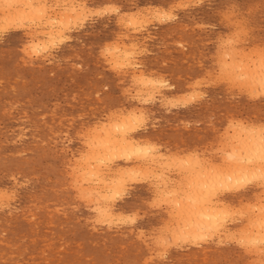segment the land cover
<instances>
[{
    "label": "rangeland",
    "instance_id": "1",
    "mask_svg": "<svg viewBox=\"0 0 264 264\" xmlns=\"http://www.w3.org/2000/svg\"><path fill=\"white\" fill-rule=\"evenodd\" d=\"M45 1H46L45 7H46L47 15L45 14V16L42 17L41 21L37 20L38 21L37 22L35 20L36 22L33 21L34 23L32 21L31 22L25 21L24 23L20 25L21 27L22 25H24L22 28L21 27L18 29L12 28L10 30L7 29L5 32L3 31L5 30L4 27H2L4 25L0 22V26H1L0 27V167H1L0 168V188H1L0 189V194H1L0 195V242H1L0 243V264H264V255L262 254L264 250L263 248L264 244L263 242L258 243L260 241L258 237L263 238V236L261 235H260L261 237L257 236L259 232L260 234L264 233L263 231L264 228L263 229L259 228L260 226H262L260 222L264 220V210H263L264 209V206H263L264 189L263 187L254 186L255 185L254 181L253 182L251 181V185H249V183L246 184L243 191L238 194L229 193V192L226 193L225 191H222V192L216 191L218 193L215 194L214 196L217 199L220 198L218 200H221V203L224 201L223 207H226L227 210L219 206L220 209H223V212L225 213L226 212L230 213V214L227 213L228 216H230L228 219H227L228 217L227 214L224 213L225 215H223V217H225L224 218V221L226 220L225 222L220 220L221 221L220 223V221H217L218 224H222V222L224 223L221 225V227L219 225L218 233H216V230H211V231H208L207 233L201 229L200 233L202 231L203 233L201 234H204V235L206 234V237L205 236L203 237L202 235L200 237L202 239L195 237L197 239L195 240L196 242L193 240V242L186 243L184 242L186 239L184 238V236H183L184 241L182 239L177 240L179 238V236H177V231L179 234H181L180 232L182 230L184 231L189 227L188 224H184L185 217H188V215H186L188 213L185 214V211L188 212V210L187 209L185 210V207H186L185 205L187 203L184 202L186 199L183 198V197H186L185 195L186 192L187 193L189 192L190 188L188 187V182L189 180L193 178L192 175H194L195 173V171H192L191 173H189L190 168L187 170L186 168L188 166L183 165V164L188 163L187 160L189 159V156L191 157L192 160L195 157L199 159L198 160L199 162L195 160L196 158L194 159V162H192L194 163V166L196 167V172L198 170V167H201L202 169L205 167V170L208 171V168L210 167L211 164L212 165L214 164L215 166H220V168L223 165L222 167L226 168L227 167L226 165L227 164L229 165V162L227 163L226 161L228 160L227 159L229 155L228 153L232 152L231 149L233 150V148L235 147L234 148V152H235L236 148L239 149V144L241 141H243V143L241 144H244V142L246 143V141H250L251 137H249L247 130L252 129L254 131V130L260 129V131H264L263 130L264 128V125H263L264 124V90L253 89L255 90L254 92L252 89L250 90L249 87L247 86L245 87L244 85L245 83L242 84L244 79L243 78L241 79L240 77L235 76V73L236 75L239 73L238 70H233L234 72V75H233V72L230 71V68H229V64L231 63L230 61L231 54H232L231 56L233 57L237 55L239 56L240 52L241 53L245 52L246 55H248L247 57L249 56L252 57L251 59H255L256 54L257 55L264 54V0H252V1L251 0H246V1L245 0H228V1L227 0H209V1L200 0L201 2L199 0H191V1L189 0H166V2L164 0H134V1L133 0L132 1L131 0H75V1L73 0L74 2L72 0H64V1L45 0ZM67 3H68V6H67ZM71 4L75 5V7L72 6ZM81 4L83 8L78 9V6L79 8L82 7ZM173 4L174 5L176 4L177 6L175 5L174 7ZM70 5L72 8H77V10L79 11L83 9L81 18L76 19L77 22L79 21L80 22L78 24L76 21H74V22H71L70 25H67V27H64V29L66 30L63 29V33L60 36L62 39L60 37L55 38L54 40L56 41L52 42L51 45L53 46L51 47V45L49 44L51 42H49V40L47 41L48 38H46L45 36L43 37V35L41 34L44 31H49L52 29L53 31H55V29L57 28L50 29V27L46 24V17L49 16L50 13L52 12L53 13L51 15L58 14L64 10L68 11V8H70ZM256 5L257 7H255ZM149 6L150 7L153 6L154 8H150ZM98 7L99 8L101 7V8L99 9ZM106 7L110 11L113 9V11L109 13L108 10H106L107 9ZM113 7L116 9H114ZM225 8L226 10H224ZM104 9L106 12L104 11ZM100 10H101V13H100ZM96 11L98 14L96 13ZM167 11L169 12L168 14H167ZM232 11H233V14H232ZM89 12L92 16L89 14ZM104 12L105 14H103ZM138 12L140 13V15ZM154 12H157L160 15L158 14L159 15L158 16ZM164 12L166 13V15ZM185 12H187V14ZM86 14H88V16ZM150 14H152L153 16ZM162 14L164 15L162 16ZM156 15L158 16V18L156 17ZM141 16H144V18L143 19L140 18ZM173 16H175L176 18ZM130 17H133L131 20L134 19L133 24L135 23V21H137L136 25L140 20L142 22V23L139 22L141 23V25L138 23L139 26L137 25L138 27H135L137 33L134 27H132L133 25L132 26L130 25L132 24V22H129L131 21ZM84 18L86 20H84ZM151 19H154V20L152 21ZM172 19L174 20V22ZM183 19L186 21H184ZM225 19L226 20L228 19V21H226ZM159 20L160 21L162 20V21L160 22ZM155 21H157L158 23H156ZM73 23L75 25L72 26ZM37 25L38 27L36 28ZM45 25H46V28H45ZM92 25L94 26L92 27ZM68 26L69 27L72 26V27L69 28ZM128 26H131L132 29L131 27H128ZM238 26H239V29H238ZM191 27H194V28H191ZM2 28L3 30H1ZM237 30H239L240 32L238 33ZM31 31H32V34L29 33ZM38 32L40 35L38 34ZM244 32H246L245 35L243 34ZM236 35L237 37H235ZM64 36H67V37H64ZM235 39H237V41ZM43 40L47 41L45 43H46V46H48V49L45 50L44 48L42 49L40 47L43 51L42 53L41 49L35 47L38 54H34V52L32 51H35V49L33 46H30L31 43L32 44L37 43V42L40 43ZM57 40L58 41L60 40V41L57 42ZM226 40H227V43H226ZM231 40H232V43L234 44L231 43ZM213 41L215 44L213 43ZM234 41L236 42V44ZM222 43H224L225 45H223ZM119 45L121 46L119 47ZM105 46L108 49H106ZM125 46L127 47V50L130 51L129 52L130 54L124 60L123 59L124 57L121 56L120 58L119 56L120 51L116 50V52H113V48L114 50L115 49L120 50V49H123ZM226 46H231L232 48L226 47ZM223 48L226 49L228 53ZM234 48L236 49L235 51H233ZM108 50L111 51L110 52L111 54L114 53L113 54L114 57H112L111 54L108 53L109 52ZM251 50L254 53L256 52H259V53H256V54H254L253 52L251 53ZM236 51L239 53H236ZM24 52L27 54H25ZM29 52L31 55H28ZM223 53L226 55L222 56ZM235 53L236 55H234ZM241 53H240V56L243 55V53L242 54ZM44 54H45V57H44ZM232 57H231V60H232ZM128 58L130 62L128 61ZM221 58L224 60H222ZM112 59H115V60L119 59L120 61L118 60L117 62L118 63L121 62L123 64L122 65L120 63L122 67L120 68L117 65L116 61ZM225 59H226V62H228V66H221L222 64L223 65L226 64ZM220 60H221V63H219ZM108 61H111V62H108ZM223 61L225 62V64ZM127 62H129V64ZM108 63L110 65H108ZM114 64L116 65V67L117 66L118 67L115 68ZM124 65L126 69L123 68ZM130 66H133V67L130 68ZM206 69L208 71H206ZM224 70H225V73L227 72L226 74L223 73ZM228 73L230 75H228ZM139 75L142 76L144 79L142 77L140 78ZM166 75H169V76H166ZM232 75L234 78L232 77ZM217 76H220V78ZM135 77L138 78V82ZM148 77L150 78L151 81L155 79L154 82L156 85H153L154 84L153 83L151 86V83L147 82ZM216 77L218 80L216 79ZM228 77H231V79L233 78L232 80H236V81L232 82V80ZM238 78H240L241 80L238 81ZM229 79L230 81H228ZM143 80H145V82ZM212 80L213 81L216 80V81L213 82ZM220 80L221 82L219 83ZM140 82L145 83V85L147 82L148 83L146 85L147 88L145 85H143ZM156 82L157 83L159 82L162 85L158 84L157 86ZM238 82H240V84L242 85H239ZM239 86L241 88L237 89ZM152 87L153 88L155 87L156 89L155 88L153 89ZM154 90L155 92H153ZM148 91H149V94H148ZM195 91H196V94H195ZM250 92L252 93L254 92L255 94L254 93L252 94ZM191 93H193L194 95ZM149 95H150L151 100L146 99L147 97H149ZM190 95H192L193 98ZM189 98L191 101L189 100ZM142 99L144 100L143 103H142ZM192 99L195 101H193ZM55 106L57 107V109ZM132 112L136 113L137 115H140V113L143 114V116H140V119H142L144 122V123L138 122V124L139 123L140 124L139 125L137 124V128L138 127L139 128L134 133V136H132L133 139L137 141L140 140L141 143L145 145H151L152 147H155V149L152 150L151 152L152 154L149 155L148 159L146 158L147 160L145 159V161H142L141 163H130L129 164V163H123V162H114L112 164H109V163L104 162L105 163L104 165V163L99 162V163H102V164H99L100 165L99 170L102 171V172L100 171L101 174L103 175L102 177L103 178L105 177L104 178L105 180L106 179L109 180V177L110 178L112 177L110 176L112 175V172L116 171V169L118 170L119 167L120 169L121 168L126 169L127 168L126 166L128 165L140 164L142 172L145 173L144 171L146 170L145 167L147 168L148 165L150 164L151 167L149 165V167L147 168L148 173H145V175H143L144 178H146L147 177L146 175H148L147 177L148 179L147 178L144 179L143 177L141 178L134 177L135 180L136 179L137 180L140 179V180H138L139 182H137V180L136 181L134 180L135 182H132L129 178H124V182L126 183L124 184V186L127 188L126 189L123 186L124 195L121 192L119 197H116L111 201H109L110 199L109 200L107 199L106 202L102 201L104 202L102 204H106V207L108 206L107 207L108 214H111V216L108 218L109 215L108 216L101 215L100 217L99 216L100 214L97 212V209H96L97 203H99L100 200L97 202L95 201L97 200L98 196L95 197L91 195L92 197H90L88 195L91 201L89 197L86 196L87 190H89L91 186L92 187L96 186V184L93 186V183L95 181L90 182V180H87L86 179L87 176H85L86 174L85 172H83V171H86V169L84 168L85 165L83 164L84 157H85L84 154L87 155V153L91 152L90 150L92 148L91 141L93 140V136L96 132L100 130L99 132H101L100 134H102L101 128L108 127L109 126L108 124H111L112 122H114V120L116 121L118 118H120L121 114L123 116V115H126L127 113H132ZM110 118L112 121L110 120ZM238 120L240 123L238 122ZM104 122L107 126L104 124ZM103 124L105 126H103ZM231 124L233 125L231 126ZM234 124L236 126L237 124H239L237 126L238 128L235 127ZM95 125H98V126L95 127ZM82 126L84 127L82 128ZM227 127H228V130H227ZM242 127L246 128V130L242 131L241 130ZM229 128H231V130ZM94 129L96 130V132ZM232 129L235 132L232 131ZM224 131L225 132L227 131V134ZM83 132L86 134H84ZM240 133L242 134L240 135ZM231 134L232 135L234 134L235 136L237 134L236 137L241 136L240 138L242 139L239 142L238 138H236L234 135L231 136ZM245 134L246 136L249 137L248 140H246L248 137L247 138L244 137ZM226 135H228L229 137L227 136L226 138ZM252 135H254V133H252ZM61 139L62 141H60ZM66 139L68 140L66 141ZM233 139L235 140L237 139L238 142L235 140H234L235 142H233ZM228 141H230V143ZM220 142L221 144H219ZM233 143H235L236 145L239 143L237 145L238 147H236V145ZM221 147L222 148L224 147V150H222ZM226 147H228V149ZM77 150H79L80 152ZM218 150L220 151V153H217ZM226 150H227V153H226ZM222 151L225 152L226 154L225 153L223 154ZM177 152L178 154H176ZM154 155L156 157L158 155L162 157L164 156L163 158L161 157L163 160L158 159L156 161L157 165L152 164L153 162H150V156L154 157ZM80 156L83 157L82 159L83 162H81ZM172 156L174 157L173 160H175L176 157H178V159L180 160L182 157V160H184L182 162L183 164H181V160L179 161L178 159L176 160L177 162L175 161L176 163V164L174 163L175 165L171 163ZM186 156L188 159L185 158ZM212 157L215 160H213ZM77 159H78V162H77ZM208 159L211 161H209ZM224 160H225V163H224ZM166 162H167V165H165L166 167L171 165L173 167L175 166L176 169H174L173 167H168V169L164 167L163 164L164 163L166 164ZM158 163H160V165L162 164L161 167L159 166ZM179 163L181 164L183 168L180 166ZM189 163H191L190 159H189ZM195 163H197V165H195ZM178 164H179L178 168L181 167L183 171L186 170L189 172L184 173L181 170V168H180L181 170L180 171L177 168ZM199 165H202V166H199ZM184 167L186 168L184 169ZM71 168H73L75 171L76 170L78 171L75 172ZM149 168L150 169L152 168V169L149 170ZM153 168L155 169L158 168V170L156 171ZM162 168L165 169V171ZM220 168L218 167V169ZM150 172H152V174ZM81 173H84V174L80 175L79 177L78 174H81ZM158 173L160 176L157 175ZM160 173H162V175ZM158 176L159 178H157ZM186 176H187V179L184 180ZM152 177H155V178H152ZM161 178L163 179L161 180ZM75 180L77 183H75ZM83 180H86L87 183H83ZM131 182H132V185H131ZM152 182L154 183L153 186H152ZM175 183L176 185L178 184L181 185L182 183L185 185L187 183L186 186L188 187L187 188L188 191L186 190L184 192L185 194H181V195L179 194L176 195L175 193L170 195L173 191L172 187L176 186ZM89 184L91 186H89ZM156 185L158 187H156ZM159 185L161 187H159ZM74 186H76V189L78 191L80 188L82 187L83 188L80 189V191L78 192ZM79 186L81 187L79 188ZM85 186H86V189H85ZM72 187H74V189ZM129 188L131 191L129 190ZM159 188H161L163 192L160 191L161 189ZM81 190H83L85 195H83L84 193H82ZM99 190L101 192L104 191L103 189H99ZM166 190L169 192L167 193ZM165 193L168 196H166ZM121 195H122V198H121ZM159 195H162L161 197L162 200L160 199ZM1 196L5 197V199L2 200L1 198L3 197ZM172 196H174L175 198ZM93 197L94 199H92ZM215 197L214 198L210 197L212 198V202L217 201ZM81 198H83L82 199L83 201L81 200ZM164 198H166V200L167 199L169 200L171 199V200L168 202V200L166 201L164 200ZM156 199L158 200L156 201ZM176 199L180 200V202L183 201L182 202L183 204L182 203L181 204L184 208L180 205V203L179 204L174 203ZM171 201L173 202L174 205L173 204L171 205L172 203ZM148 202H151V203H148ZM164 202H167V203L164 204ZM219 203L216 202V205L221 204ZM69 204L72 208L69 206ZM175 204L180 205L179 207L181 208L178 207L180 211L178 208H177L178 210L176 209L177 206ZM259 204L260 206L262 204V207H259ZM153 205H155V207ZM248 206H250V208H248ZM257 207L259 208L257 209ZM90 208L93 210H91ZM252 208L256 210L251 211ZM259 209L262 210L263 212H258L260 211ZM241 210H243V212ZM144 211L147 213H145ZM175 211L177 212L179 211L178 212L179 215L180 213L182 215V212L184 211L182 218ZM244 211H247V212H244ZM260 213L263 215L261 216ZM173 214H177V217H175L176 215H174L173 217ZM232 214L233 215L235 214V216H232L231 218ZM242 214L245 215V217ZM249 214H251V216ZM93 215L94 217H92ZM125 216L128 218L127 220ZM256 216L262 217L263 219L261 218L259 219V217L257 218ZM25 217L28 219H25ZM105 217L107 218L105 219ZM118 217L120 218V220H118L119 219ZM234 217L235 218L237 217V219H235ZM112 218H114L115 220ZM130 218H134L135 220L132 219L131 221H129ZM220 218L221 217H219V219ZM95 219L98 221V224L96 223ZM102 219H103L102 222L99 221ZM254 219H257V221L255 222L256 224L253 221ZM250 220L251 222H249ZM85 221L88 223H86ZM109 221L110 223H108ZM121 221H123V223H121ZM234 222H237V223H234ZM131 223L133 224L135 223V224L133 225ZM251 223L255 224V228L257 225V228L255 229L254 227H252ZM262 223L264 224V222ZM180 225L181 227L178 228V226ZM182 225L185 227V229H183L184 227ZM244 226L246 227V229H244L245 228ZM168 228L169 229L173 228L172 229L173 231H171V229L169 230ZM241 228L243 229V231ZM258 228L259 230L261 229V231L258 232L257 231ZM139 230L143 232H140ZM247 230H250L251 232H247ZM175 231H176V235L175 234L172 235V233H174ZM210 232H213V233H210ZM186 233H182V234L186 236ZM198 233L199 232L196 233L197 236L199 235ZM243 233L244 234L248 233L247 235L249 238L247 237V235H243ZM249 233L252 234V236ZM209 234L210 235L213 234L215 236H213V238L210 239V237L212 236H209ZM225 234H228V235L225 236ZM234 235L235 237L233 238ZM35 236L36 237L38 236L36 240L34 238ZM175 237L177 238L175 239V241L179 242V244L175 243L174 241ZM220 237H221V240H220ZM230 237L232 240L230 239ZM239 237H241V239H243V237H247L249 241L245 238L243 240H240ZM253 237L254 239L256 238L258 239V240H253L255 241V243L252 240H250V238H253ZM166 238H168L169 240L167 239L166 241ZM204 238L206 239L204 240ZM202 240L203 242H201ZM234 240H237L238 243H236L237 241L234 242ZM188 241H190V239ZM250 241L252 243H249ZM181 242H183L184 244ZM243 242L244 244H242ZM220 243L221 245H219ZM168 244H169V247L167 246ZM239 244L241 245L239 246ZM247 244L249 246H247ZM253 244L256 246L255 248ZM19 245L22 247H20ZM163 246H165V248ZM248 249H250L251 251H249ZM252 249H253V252H252ZM255 249H257V251L258 250L260 251V249H262V251L260 252L261 254L258 255L259 251L258 253H256ZM58 250L60 251L57 252ZM67 251H69L70 253Z\"/></svg>",
    "mask_w": 264,
    "mask_h": 264
},
{
    "label": "bare ground",
    "instance_id": "2",
    "mask_svg": "<svg viewBox=\"0 0 264 264\" xmlns=\"http://www.w3.org/2000/svg\"><path fill=\"white\" fill-rule=\"evenodd\" d=\"M58 1V0H57ZM62 1H64V0H62ZM73 1V0H72ZM75 1V0H74ZM73 1V2H74ZM132 1V0H131ZM134 1V0H133ZM165 2H166V0H164ZM189 1H191V0H189ZM200 1V0H199ZM209 1V0H208ZM228 1V0H227ZM246 1V0H245ZM252 1V0H251ZM54 2V1H53ZM69 2V1H68ZM82 2V1H81ZM130 2V1H129ZM140 2V1H139ZM170 2V1H169ZM172 2V1H171ZM201 2V1H200ZM224 2V1H223ZM46 1L45 0H0V22L4 25V26H2V27H4V29L5 30H3V28L1 29V30H3L4 32L7 30V29H12V28H16V29H18V28H20L21 26V24L22 23H24L25 21H37V20H40L41 21V19H42V17H44L45 16V14H46ZM57 3V2H56ZM83 3H84V1H83ZM179 3H181V2H179ZM189 3V2H188ZM219 3V2H218ZM226 3V2H225ZM229 3V2H228ZM244 3V2H243ZM51 4V3H50ZM70 4V3H69ZM86 4V3H85ZM92 4V3H91ZM216 4V3H215ZM52 5V4H51ZM58 5V4H57ZM60 5V4H59ZM72 5V4H71ZM71 5H70V8H68V11H62V12H60V13H58V14H54V15H51L52 13H50V15L49 16H47L46 17V24L50 27V29L51 28H57V29H55V31H53V29L52 30H49V31H44L41 35H43V37L45 36L46 38H48L47 39V41L49 40V42H51V43H49L50 45L52 44V42L54 41H56V40H54L55 38H57V37H60L61 35H62V33H63V29H64V27H67V25H70V23L71 22H74V21H76V19H80L81 18V16H82V10H77V8H72L71 7ZM80 5V4H79ZM151 5V4H150ZM168 5H170V4H168ZM174 5V4H173ZM176 5V4H175ZM175 5H174V7H175ZM192 5V4H191ZM211 5H213V4H211ZM220 5V4H219ZM253 5V4H252ZM50 6V5H49ZM67 6H68V3H67ZM72 6H74L75 7V5H72ZM76 6H77V4H76ZM81 6H82V4H81ZM109 6V5H108ZM107 6V7H108ZM117 6V5H116ZM137 6V5H136ZM135 6V7H136ZM177 6V5H176ZM195 6H196V4H195ZM202 6H203V4H202ZM217 6V5H216ZM229 6V5H228ZM86 7V6H85ZM106 7V8H107ZM150 7V6H149ZM166 7V6H165ZM170 7V6H169ZM187 7V6H186ZM198 7H199V5H198ZM255 7H257V5L255 6ZM52 8V7H51ZM81 8H83V6L82 7H80L79 8V6H78V9H81ZM94 8V7H93ZM99 8V7H98ZM101 8V7H100ZM99 8V9H100ZM111 8V7H110ZM114 8V7H113ZM150 8H154L153 6L152 7H150ZM161 8V7H160ZM190 8V7H189ZM188 8V9H189ZM203 8H204V6H203ZM220 8V7H219ZM48 9V8H47ZM50 9V8H49ZM55 9V8H54ZM58 9V8H57ZM114 9H116V8H114ZM120 9V8H119ZM129 9V8H128ZM168 9V8H167ZM178 9V8H177ZM218 9V8H217ZM238 9V8H237ZM51 10V9H50ZM53 10V9H52ZM60 10H61V8H60ZM86 10V9H85ZM93 10V9H92ZM95 10V9H94ZM97 10V9H96ZM106 10H108V8L106 9ZM118 10V9H117ZM146 10V9H145ZM224 10H226V8L224 9ZM249 10V9H248ZM255 10V9H254ZM88 11H89V9H88ZM104 11H105V9H104ZM111 11H113V9L111 10ZM111 11L110 10H108V12L109 13H111ZM115 11V10H114ZM149 11H150V9H149ZM154 11V10H153ZM158 11V10H157ZM173 11V10H172ZM187 11V10H186ZM199 11V10H198ZM215 11V10H214ZM217 11V10H216ZM222 11V10H221ZM237 11V10H236ZM47 12H48V10H47ZM50 12V11H49ZM55 12V11H54ZM58 12V11H57ZM91 12H93V11H91ZM98 12H99V10H98ZM102 12H103V10H102ZM106 12V11H105ZM105 12L103 13V14H105ZM116 12V11H115ZM118 12V11H117ZM146 12V11H145ZM160 12V11H159ZM171 12V11H170ZM183 12V11H182ZM196 12V11H195ZM202 12V11H201ZM96 13H97V11H96ZM100 13H101V10H100ZM114 13V12H113ZM112 13V14H113ZM124 13V12H123ZM137 13V12H136ZM139 13V12H138ZM154 13H156L157 15L159 14V13H157V12H154ZM153 13V14H154ZM165 13V12H164ZM169 12L167 11V14H168ZM186 14H187V12H185ZM218 13V12H217ZM229 13H231V12H229ZM237 13V12H236ZM235 13V14H236ZM85 14V13H84ZM89 14H90V12H89ZM95 14V13H94ZM93 14V15H94ZM98 14V13H97ZM148 14V13H147ZM181 14V13H180ZM179 14V15H180ZM223 14V13H222ZM232 14H233V11H232ZM246 14V13H245ZM47 15V14H46ZM87 16H88V14H86ZM91 15V14H90ZM89 15V16H90ZM101 15V14H100ZM139 15H140V13H139ZM143 15V14H142ZM150 15H152V14H150ZM150 15H149V17H150ZM156 15V17L158 18V16L160 15H158L157 16ZM164 14H162V16H163ZM165 15H166V13H165ZM170 15V14H169ZM182 15V14H181ZM226 15V14H225ZM229 15V14H228ZM231 15V14H230ZM92 16V15H91ZM109 16V15H108ZM117 16V15H116ZM122 16H123V14H122ZM125 16V15H124ZM132 16V15H131ZM153 16V15H152ZM161 16V17H162ZM172 16V15H171ZM171 16H169V17H171ZM214 16V15H213ZM84 17V16H83ZM86 17V16H85ZM97 17V16H96ZM126 17H128V16H126ZM148 17V16H147ZM173 17H175V16H173ZM180 17V16H179ZM201 17V16H200ZM209 17V16H208ZM230 17V16H229ZM234 17V16H233ZM263 17V16H262ZM109 18H111V17H109ZM133 17H130V20L132 19ZM140 18H144V16H141ZM154 18V17H153ZM164 18V17H163ZM168 18V17H167ZM176 18V17H175ZM240 18H242V17H240ZM119 19V18H118ZM120 19H121V17H120ZM179 19V18H178ZM188 19V18H187ZM192 19V18H191ZM209 19V18H208ZM223 19V18H222ZM84 20H86L85 18H84ZM96 20V19H95ZM123 20V19H122ZM124 20H126V19H124ZM134 20V19H133ZM133 20H131V21H129V22H132V24H130L132 27H134V29H135V27H138L139 25H138V23L139 22H141V20L137 23V25H136V22L137 21H135V23L133 24ZM137 20V19H136ZM146 20V19H145ZM148 20V19H147ZM152 21L154 20V19H151ZM158 20V19H157ZM164 20V19H163ZM173 20V19H172ZM184 20V19H183ZM206 20V19H205ZM211 20V19H210ZM226 20V19H225ZM35 21V22H36ZM44 21V20H43ZM111 21V20H110ZM149 21V20H148ZM160 21V20H159ZM162 21V20H161ZM160 21V22H161ZM184 21H186V20H184ZM193 21V20H192ZM191 21V22H192ZM201 21V20H200ZM207 21H209V20H207ZM215 21V20H214ZM226 21H228V19L226 20ZM233 21H234V19H233ZM38 22V21H37ZM77 22V21H76ZM80 22V21H79ZM79 22H77L78 24H79ZM81 22H83V21H81ZM87 22H89V21H87ZM91 22V21H90ZM118 22V21H117ZM120 22V21H119ZM123 22V21H122ZM151 22V21H150ZM156 23H158L157 21H155ZM169 22V21H168ZM173 22H174V20H173ZM183 22V21H182ZM181 22V23H182ZM231 22V21H230ZM261 22V21H260ZM34 23V22H33ZM45 23V22H44ZM69 23V24H68ZM125 23V22H124ZM142 23V22H141ZM141 23H139L140 25H141ZM163 23V22H162ZM91 24V23H90ZM122 24V23H121ZM120 24V25H121ZM147 24V23H146ZM197 24V23H196ZM216 24V23H215ZM235 24V23H234ZM31 25V24H30ZM73 25H75L74 23L72 24V26ZM134 25H136V26H134ZM143 25V24H142ZM157 25H159V24H157ZM172 25V24H171ZM186 25V24H185ZM230 25V24H229ZM232 25V24H231ZM245 25V24H244ZM262 25V24H261ZM24 25H22V27H23ZM41 26V25H40ZM40 26H39V28H40ZM71 26V27H72ZM82 26V25H81ZM94 25H92V27H93ZM109 26V25H108ZM118 26V25H117ZM116 26V27H117ZM124 26V25H123ZM131 26H128V27H131ZM162 26V25H161ZM175 26V25H174ZM191 26H192V24H191ZM217 26V25H216ZM235 26V25H234ZM237 26V25H236ZM1 27V26H0ZM21 27V28H22ZM33 27V26H32ZM35 27V26H34ZM38 27V25L36 26V28ZM43 27V26H42ZM69 27V26H68ZM71 27H69V28H71ZM75 27V26H74ZM132 27H131V29H132ZM183 27V26H182ZM187 27V26H186ZM201 27V26H200ZM221 27H223V26H221ZM242 27V26H241ZM45 28H46V25H45ZM77 28V27H76ZM84 28V27H83ZM122 28V27H121ZM120 28V29H121ZM174 28V27H173ZM178 28V27H177ZM176 28V29H177ZM191 28H194V27H191ZM208 28V27H207ZM228 28V27H227ZM230 28V27H229ZM124 29H125V27H124ZM127 29V28H126ZM139 29V28H138ZM141 29H143V28H141ZM154 29V28H153ZM157 29V28H156ZM159 29V28H158ZM163 29V28H162ZM198 29V28H197ZM206 29V28H205ZM218 29H220V28H218ZM235 29V28H234ZM238 29H239V26H238ZM21 30V29H20ZM24 30V29H23ZM29 30V29H28ZM32 30V29H31ZM46 30V29H45ZM64 30H66V29H64ZM69 30V29H68ZM73 30V29H72ZM78 30V29H77ZM140 30V29H139ZM151 30V29H150ZM165 30V29H164ZM163 30V31H164ZM187 30V29H186ZM199 30H200V28H199ZM242 30V29H241ZM13 31V30H12ZM26 31V30H25ZM37 31V30H36ZM42 31V30H41ZM123 31V30H122ZM135 31H136V29H135ZM189 31V30H188ZM193 31V30H192ZM198 31V30H197ZM238 31V33L240 32L239 30H237ZM236 31V32H237ZM243 31H244V29H243ZM2 32V31H1ZM10 32V31H9ZM66 32V31H65ZM70 32V31H69ZM72 32V31H71ZM114 32V31H113ZM116 32V31H115ZM144 32H145V30H144ZM156 32V31H155ZM171 32V31H170ZM233 32H234V30H233ZM235 32V33H236ZM29 33H31L32 34V31L31 32H29ZM36 33V32H35ZM35 33H34V35H35ZM123 33V32H122ZM132 33V32H131ZM136 33H137V31H136ZM159 33V32H158ZM212 33H213V31H212ZM217 33V32H216ZM245 33L246 32H244L243 34L245 35ZM38 34H39V32H38ZM37 34V35H38ZM69 34V33H68ZM228 34V33H227ZM27 35H28V33H27ZM36 35V36H37ZM40 35V34H39ZM117 35V34H116ZM127 35V34H126ZM140 35V34H139ZM176 35V34H175ZM174 35V36H175ZM180 35V34H179ZM188 35V34H187ZM217 35V34H216ZM259 35V34H258ZM33 36V35H32ZM35 36V37H36ZM69 36V35H68ZM121 36V35H120ZM125 36V35H124ZM204 36V35H203ZM230 36V35H229ZM233 36V35H232ZM231 36V37H232ZM242 36V35H241ZM255 36H256V34H255ZM31 37V36H30ZM29 37V38H30ZM42 37V36H41ZM64 37H67V36H64ZM136 37V36H135ZM179 37V36H178ZM191 37V36H190ZM208 37V36H207ZM211 37V36H210ZM214 37V36H213ZM221 37V36H220ZM228 37V36H227ZM235 37H237V35L235 36ZM38 38V37H37ZM36 38V39H37ZM61 38V37H60ZM204 38V37H203ZM2 39V38H1ZM39 39V38H38ZM62 39V38H61ZM117 39H119V38H117ZM143 39V38H142ZM159 39V38H158ZM163 39V38H162ZM172 39V38H171ZM176 39V38H175ZM178 39V38H177ZM208 39V38H207ZM234 39V38H233ZM260 39V38H259ZM63 40H65V39H63ZM63 40H61V41H63ZM115 40V39H114ZM125 40H126V38H125ZM139 40V39H138ZM157 40V39H156ZM204 40V39H203ZM221 40H223V39H221ZM228 40V39H227ZM227 40H226V43H227ZM236 41H237V39H235ZM31 41V40H30ZM34 41V40H33ZM38 41V40H37ZM40 41V40H39ZM44 41V40H43ZM43 41H41L40 43L39 42H37V43H34V44H32L31 43V45L30 46H33L34 47V49H35V51H32V52H34V54H38V52H37V50H36V48H39V49H45V50H47L48 49V46H46V43L45 42H47L46 40L43 42ZM60 41V40H59ZM58 40H57V42H59ZM68 41H70V40H68ZM150 41V40H149ZM158 41V40H157ZM183 41V40H182ZM188 41V40H187ZM218 41V40H217ZM229 41H230V39H229ZM65 42V41H64ZM122 42V41H121ZM134 42V41H133ZM138 42V41H137ZM151 42V41H150ZM149 42V43H150ZM171 42V41H170ZM169 42V43H170ZM191 42V41H190ZM207 42V41H206ZM235 42V41H234ZM255 42H257V41H255ZM261 42H263V41H261ZM107 43V42H106ZM112 43V42H111ZM135 43V42H134ZM141 43V42H140ZM160 43V42H159ZM213 43H214V41H213ZM217 43V42H216ZM230 43V42H229ZM231 43H232V40H231ZM48 44V43H47ZM59 44H61V43H59ZM65 44V43H64ZM174 44V43H173ZM172 44V45H173ZM183 44V43H182ZM198 44V43H197ZM205 44V43H204ZM215 44V43H214ZM223 45H225L224 43H222ZM232 44H234V43H232ZM235 44H236V42H235ZM56 45V44H55ZM66 45V44H65ZM84 45V44H83ZM129 45H130V43H129ZM161 45V44H160ZM164 45V44H163ZM202 45V44H201ZM230 45V44H229ZM29 46V47H30ZM53 45H51V47H52ZM121 45H119V47H120ZM189 46V45H188ZM199 46V45H198ZM203 46V45H202ZM208 46V45H207ZM206 46V47H207ZM26 47H28V46H26ZM36 47V48H35ZM41 47V48H40ZM106 47V46H105ZM117 47V46H116ZM126 47V46H125ZM123 48V49H120V50H118V49H115L114 50V48H113V52H116V50L117 51H120L119 53V56H120V58H121V56L122 57H124L123 59L125 60V58H127V56L130 54L129 52V50H127V47L126 48ZM157 47H158V45H157ZM169 47V46H168ZM223 47H225V46H223ZM226 47H230V48H232L231 46H226ZM241 47V46H240ZM254 47V46H253ZM50 48V47H49ZM58 48V47H57ZM135 48V47H134ZM217 48V47H216ZM252 48V47H251ZM258 48V47H257ZM261 48H263V47H261ZM33 49V50H34ZM42 49H41V51H42ZM59 49V48H58ZM106 49H108L107 47H106ZM132 49H133V47H132ZM152 49H153V47H152ZM224 49V48H223ZM228 49V48H227ZM249 49V48H248ZM253 49V48H252ZM256 49V48H255ZM45 50H44V52H45ZM111 50V49H110ZM145 50V49H144ZM179 50V49H178ZM193 50V49H192ZM208 50V49H207ZM214 50V49H213ZM216 50H218V49H216ZM224 50H226V49H224ZM223 50V51H224ZM232 50V49H231ZM231 50H230V52H231ZM236 49L234 48L233 49V51H235ZM23 51V50H22ZM109 51V50H108ZM141 51V50H140ZM168 51H169V49H168ZM173 51V50H172ZM184 51V50H183ZM182 51V52H183ZM221 51V50H220ZM227 51V50H226ZM225 51V52H226ZM232 51V52H233ZM241 51V50H240ZM255 51V50H254ZM258 51H259V49H258ZM35 52H37V53H35ZM52 52V51H51ZM101 52V51H100ZM111 51H109L108 53H110ZM112 52V53H113ZM176 52V51H175ZM186 52V51H185ZM196 52V51H195ZM253 51L251 50V53H252ZM25 53V52H24ZM42 53H43V51H42ZM105 53H106V51H105ZM132 53V52H131ZM139 53V52H138ZM142 53H144V52H142ZM148 53V52H147ZM161 53V52H160ZM164 53H166V52H164ZM170 53V52H169ZM177 53V52H176ZM202 53V52H201ZM209 53V52H208ZM213 53V52H212ZM227 53H228V51H227ZM236 53H239V52H237L236 51ZM236 53L234 54V55H236ZM241 53V52H240ZM240 53H239V56L237 55V56H231L230 55V61H231V63L229 64V68H230V71H232L233 72V70H238V74L236 75V73H235V76H238V77H240L241 79L243 78L244 79V81H243V83L242 84H244L245 85V87L247 86V87H249V89L251 90H253V89H258V90H264V54L262 55H257L256 53H259V52H256V53H254V54H256V57H255V59H251L252 57L251 56H249V57H247L248 55H246V53L245 52H242L243 53V55L242 56H240ZM241 53V54H242ZM244 53H245V55H244ZM250 53V52H249ZM260 53H262V52H260ZM25 54H27V53H25ZM33 54V53H32ZM33 54V55H34ZM103 54V53H102ZM111 54V53H110ZM109 54V55H110ZM114 54V53H113ZM113 54H111V56L112 57H114L113 56ZM137 54V53H136ZM140 54V53H139ZM190 54V53H189ZM218 54V53H217ZM220 54V53H219ZM230 54V53H229ZM248 54V53H247ZM28 55H31L30 54V52H29V54ZM39 55H40V53H39ZM56 55V54H55ZM83 55V54H82ZM108 55V56H109ZM224 55H226V54H224L223 53V55L222 56H224ZM228 55V54H227ZM38 56V55H37ZM135 56V55H134ZM144 56V55H143ZM192 56V55H191ZM210 56V55H209ZM229 56V55H228ZM44 57H45V54H44ZM57 57V56H56ZM115 57H116V55H115ZM175 57H177V56H175ZM216 57V56H215ZM227 57V56H226ZM231 57H232V60H231ZM29 58V57H28ZM42 58V57H41ZM80 58V57H79ZM131 58V57H130ZM139 58V57H138ZM188 58V57H187ZM203 58V57H202ZM223 58V57H222ZM221 58V59H222ZM35 59V58H34ZM39 59V58H38ZM57 59V58H56ZM117 59V58H116ZM122 59V60H123ZM133 59V58H132ZM141 59H142V57H141ZM190 59V58H189ZM201 59V58H200ZM228 59H229V57H228ZM49 60V59H48ZM111 60V59H110ZM112 60H114V61H116V63H117V65L121 68L122 67V65H120V63H118L117 61L119 60H115V59H112ZM176 60V59H175ZM212 60V59H211ZM219 60V59H218ZM217 60V61H218ZM222 60H224V59H222ZM33 61V60H32ZM63 61V60H62ZM114 61H112V62H114ZM120 61V60H119ZM128 61L130 62V60H129V58H128ZM144 61V60H143ZM46 62V61H45ZM102 62V61H101ZM108 62H111V61H108ZM129 62H127L128 64H129ZM224 62V61H223ZM225 62H226V59H225ZM225 62H224V64H225ZM32 63V62H31ZM49 63V62H48ZM126 63V64H127ZM142 63H144V62H142ZM175 63V62H174ZM202 63H204V62H202ZM219 63H221V60H220V62ZM62 64V63H61ZM125 64V63H124ZM127 64V65H128ZM133 64V63H132ZM165 64V63H164ZM187 64V63H186ZM201 64V63H200ZM74 65V64H73ZM96 65V64H95ZM108 65H110L109 63H108ZM107 65V66H108ZM115 65V64H114ZM137 65V64H136ZM139 65V64H138ZM143 65V64H142ZM176 65V64H175ZM190 65V64H189ZM212 65V64H211ZM113 66V65H112ZM117 66V67H118ZM135 66V65H134ZM167 66V65H166ZM169 66V65H168ZM195 66V65H194ZM210 66V65H209ZM215 66V65H214ZM221 66H228V62H226V64L225 65H221ZM115 68H117L116 67V65L114 66ZM131 67H133V66H130V68ZM139 67V66H138ZM176 67V66H175ZM180 67V66H179ZM190 67V66H189ZM42 68V67H41ZM115 68H113V69H115ZM123 68H125L126 69V67H125V65L123 66ZM147 68V67H146ZM213 68V67H212ZM228 68V67H227ZM112 69V70H113ZM143 69V68H142ZM148 69V68H147ZM158 69V68H157ZM161 69V68H160ZM159 69V70H160ZM168 69V68H167ZM190 69V68H189ZM194 69V68H193ZM129 70V69H128ZM192 70V69H191ZM223 70V69H222ZM4 71V70H3ZM122 71V70H121ZM130 71V70H129ZM206 71H208L207 69H206ZM212 71V70H211ZM215 71V70H214ZM115 72V71H114ZM141 72V71H140ZM154 72V71H153ZM220 72V71H219ZM223 72V71H222ZM229 72V71H228ZM130 73V72H129ZM137 73V72H136ZM150 73V72H149ZM160 73V72H159ZM214 73V72H213ZM223 73H225V70H224V72ZM222 73V74H223ZM227 73V72H226ZM225 73V74H226ZM116 74V73H115ZM118 74V73H117ZM143 74V73H142ZM147 74V73H146ZM167 74V73H166ZM206 74V73H205ZM220 74V73H219ZM221 74V75H222ZM154 75V74H153ZM228 75H230L229 73H228ZM227 75V76H228ZM233 75H234V72H233ZM233 75H232V77H233ZM70 76V75H69ZM115 76V75H114ZM127 76V75H126ZM137 76V75H136ZM140 76V75H139ZM166 76H169V75H166ZM173 76H174V74H173ZM132 77H133V75H132ZM138 77V76H137ZM142 76H140V78H141ZM215 77V76H214ZM217 77H219L220 78V76H217ZM217 77H216V79H217ZM221 77H223V76H221ZM136 78V77H135ZM143 78V77H142ZM158 78V77H157ZM161 78V77H160ZM171 78V77H170ZM194 78V77H193ZM228 78H230L231 79V77H228ZM234 78V77H233ZM232 78V79H233ZM240 78H238V81H240L241 79ZM137 79V82H138V78H136ZM144 79V78H143ZM191 79V78H190ZM224 79V78H223ZM230 79L228 80V81H230ZM231 79V80H232ZM236 79V78H235ZM20 80V79H19ZM155 80V79H154ZM154 80H150V78L148 77V83H151V86H152V84L153 85H156L155 84V82H154ZM160 80V79H159ZM158 80V81H159ZM199 80V79H198ZM210 80V79H209ZM218 80V79H217ZM140 81V80H139ZM144 82H145V80H143ZM161 81V80H160ZM179 81V80H178ZM200 81V80H199ZM203 81V80H202ZM213 81V80H212ZM214 81H216V80H214ZM213 81V82H214ZM233 81H236V80H232V82ZM24 82H25V80H24ZM135 82V81H134ZM146 82V85L148 84ZM189 82V81H188ZM221 82V80L219 81V83ZM74 83V82H73ZM90 83H91V81H90ZM140 83H142L143 85H145V83H143V82H140ZM157 83V82H156ZM165 83V82H164ZM164 83H163V85H164ZM179 83V82H178ZM198 83V82H197ZM224 83H225V81H224ZM228 83V82H227ZM239 83V85H242V84H240V82H238ZM141 84V85H142ZM158 84H161V83H157V86H158ZM211 84V83H210ZM214 84V83H213ZM232 84V83H231ZM234 84H235V82H234ZM131 85H132V83H131ZM140 85V84H139ZM145 85V86H146ZM162 85V84H161ZM161 85H159V86H161ZM184 85H186V84H184ZM192 85V84H191ZM199 85V84H198ZM224 85V84H223ZM233 85V84H232ZM238 85V84H237ZM92 86V85H91ZM169 86V85H168ZM204 86V85H203ZM207 86V85H206ZM221 86V85H220ZM108 87V86H107ZM142 87V86H141ZM149 87V86H148ZM188 87V86H187ZM200 87V86H199ZM230 87V86H229ZM232 87V86H231ZM244 87V86H243ZM242 87V88H243ZM244 87V88H245ZM130 88V87H129ZM128 88V89H129ZM143 88V87H142ZM146 88H147V86H146ZM153 88V87H152ZM155 88V87H154ZM153 88V89H154ZM158 88V87H157ZM160 88V87H159ZM165 88V87H164ZM209 88V87H208ZM237 88V87H236ZM235 88V89H236ZM239 88H241L240 86L237 88V89H239ZM152 89V90H153ZM156 89V88H155ZM248 89V88H247ZM134 90V89H133ZM146 90V89H145ZM181 90V89H180ZM136 91V90H135ZM151 91V90H150ZM157 91V90H156ZM205 91V90H204ZM230 91V90H229ZM231 91H232V89H231ZM244 91V90H243ZM243 91H241V92H243ZM254 92H255V90H253ZM144 92V91H143ZM142 92V93H143ZM147 92V91H146ZM145 92V93H146ZM153 92H155V90L153 91ZM158 92H160V91H158ZM193 92V91H192ZM239 92V91H238ZM245 92V91H244ZM253 92V93H254ZM261 92V91H260ZM99 93V92H98ZM152 93V92H151ZM207 93V92H206ZM232 93V92H231ZM250 93H252V92H250ZM252 93V94H253ZM66 94V93H65ZM148 94H149V91H148ZM153 94V93H152ZM152 94H150V95H152ZM159 94V93H158ZM157 94V95H158ZM191 94H193V93H191ZM195 94H196V91H195ZM198 94H200V93H198ZM249 94V93H248ZM251 94V95H252ZM255 94V93H254ZM261 94V93H260ZM263 94V93H262ZM137 95V94H136ZM150 95H149V97H147L146 99H149V100H151V98H150ZM161 95V94H160ZM184 95V94H183ZM194 95V94H193ZM230 95H232V94H230ZM240 95V94H239ZM139 96H141V95H139ZM155 96V95H154ZM191 97H192V95H190ZM196 96H198V95H196ZM255 96V95H254ZM256 96H258V95H256ZM261 96V95H260ZM263 96V95H262ZM79 97V96H78ZM195 97V96H194ZM228 97V96H227ZM98 98V97H97ZM135 98H137V97H135ZM152 98H153V96H152ZM188 98V97H187ZM193 98V97H192ZM203 98V97H202ZM236 98V97H235ZM239 98V97H238ZM261 98V97H260ZM88 99V98H87ZM99 99V98H98ZM140 99V98H139ZM138 99V100H139ZM144 99V98H143ZM142 99V103H143V100ZM155 99V98H154ZM195 99V98H194ZM211 99V98H210ZM209 99V100H210ZM258 99V98H257ZM141 100V99H140ZM148 100V101H149ZM185 100H186V98H185ZM189 100H190V98H189ZM193 100V99H192ZM249 100V99H248ZM191 101V100H190ZM193 101H195V100H193ZM229 101V100H228ZM14 102V101H13ZM78 102V101H77ZM141 102V101H140ZM148 103V102H147ZM157 103V102H156ZM57 104V103H56ZM146 104V103H145ZM151 104V103H150ZM190 104V103H189ZM19 105V104H18ZM70 105V104H69ZM153 105V104H152ZM175 105H177V104H175ZM143 106V105H142ZM172 106V105H171ZM174 106V105H173ZM56 107V106H55ZM186 107V106H185ZM129 108H131V107H129ZM135 108V107H134ZM174 108V107H173ZM190 108V107H189ZM56 109H57V107H56ZM149 109V108H148ZM165 109V108H164ZM163 109V110H164ZM167 109V108H166ZM171 109V108H170ZM13 110V109H12ZM118 110H119V108H118ZM117 110V111H118ZM141 110V109H140ZM87 111V110H86ZM139 112V111H138ZM172 112V111H171ZM52 113V112H51ZM115 113V112H114ZM143 113V112H142ZM102 114V113H101ZM126 114V113H125ZM151 114V113H150ZM164 114V113H163ZM46 115V114H45ZM93 115V114H92ZM107 115V114H106ZM112 115V114H111ZM224 115V114H223ZM11 116V115H10ZM84 116V115H83ZM117 116V115H116ZM140 116H143V114H141L140 113V115H137L136 113H134V112H132V113H127L126 115H123L122 116V114H121V117L120 118H118L116 121L114 120V122H112L111 124H108L109 126L108 127H103V128H101V130H102V134H100L101 132H96V128L94 129L95 130V134H94V136H93V140L91 141L92 143V148L90 149L91 150V152H89V153H87V155L86 154H84L85 155V157H84V165H85V169H86V171H83V172H85V176H87V180H90V182L91 181H95L94 183H93V186L96 184V186H94V187H92L90 184H89V186H91V188L89 189V190H87V195L86 196H90V197H92V196H95V197H97L98 196V198H97V200H95L96 202L97 201H99V203H97V212L100 214L99 216L101 217V215H106V216H108V218L111 216V214H108V209H107V207H106V204H102V203H104V202H106L107 201V199L109 200V201H111V200H113L114 198H116V197H119V195L121 194V192L123 193V186H124V184H126L125 182H124V178H129L132 182H135L136 180H135V178H137V177H143V175H145V173H148L147 172V168L149 167V165H148V167L146 168L145 167V169L146 170H144L145 171V173H143L142 172V170H141V165L140 164H136V165H128V166H126L125 168L126 169H120V167H119V169L117 170L116 169V171H114V172H112V175H110V176H112L111 178L109 177V180H105L102 176V174H101V170H99L100 168H99V164H102V163H109V164H112V163H114V162H123V163H141L142 161H145V159L147 158L148 159V157H149V155L150 154H152L151 152H152V150L153 149H155V147H152L151 145H145V144H143V143H141L140 142V140L139 141H137V140H134L133 139V137L132 136H134V133L137 131V129L139 128H137V124H138V122H140V123H142L143 122V120L142 119H140ZM155 116V115H154ZM230 116V115H229ZM48 117V116H47ZM73 117V116H72ZM103 117V116H102ZM115 117V116H114ZM118 117V116H117ZM152 117V116H151ZM150 117V118H151ZM55 118H56V116H55ZM75 118V117H74ZM81 118V117H80ZM142 118H144V117H142ZM229 118V117H228ZM227 118V119H228ZM44 119V118H43ZM90 119H92V118H90ZM105 119V118H104ZM116 119V118H115ZM158 119V118H157ZM156 119V120H157ZM162 119V118H161ZM230 119V118H229ZM110 120H111V118H110ZM142 120V121H141ZM212 120V119H211ZM237 120V119H236ZM44 121H46V120H44ZM55 121V120H54ZM112 121V120H111ZM151 121V120H150ZM153 121V120H152ZM167 121V120H166ZM247 121V120H246ZM245 121V122H246ZM18 122V121H17ZM97 122V121H96ZM106 122V121H105ZM105 122H104V124H105ZM154 122V121H153ZM189 122V121H188ZM191 122V121H190ZM233 122H234V120H233ZM236 122V121H235ZM238 122H239V120H238ZM54 123V122H53ZM99 123V122H98ZM103 123V122H102ZM139 123V124H140ZM144 123V122H143ZM197 123V122H196ZM203 123V122H202ZM240 123V122H239ZM103 124V126H105ZM138 124V125H139ZM188 124V123H187ZM61 125V124H60ZM100 125V124H99ZM150 125V124H149ZM189 125V124H188ZM233 124H231V126H232ZM239 124H237V126H238ZM241 125V124H240ZM256 125V124H255ZM264 125V124H263ZM53 126V125H52ZM96 126H98V125H95V127ZM107 126V125H106ZM142 126V125H141ZM156 126H158V125H156ZM161 126V125H160ZM234 126L235 127H237L235 124H234ZM258 126V125H257ZM24 127V126H23ZM66 127V126H65ZM84 126H82V128H83ZM100 127H102V126H100ZM149 127H151V126H149ZM185 127H187V126H185ZM214 127V126H213ZM244 127H245V125H244ZM250 127V126H249ZM248 127V128H249ZM251 127H252V125H251ZM255 127V126H254ZM259 127V126H258ZM263 127V126H262ZM46 128V127H45ZM93 128V127H92ZM146 128V127H145ZM215 128V127H214ZM234 128V127H233ZM238 128V127H237ZM143 129V128H142ZM200 129V128H199ZM230 130H231V128H229ZM239 129H240V127H239ZM254 129V128H253ZM17 130V129H16ZM170 130V129H169ZM227 130H228V127H227ZM242 131L243 130H246V128H243L242 127V129H241ZM240 130V131H241ZM263 130H264V128H263ZM57 131V130H56ZM68 131V130H67ZM78 131V130H77ZM87 131V130H86ZM90 131V130H89ZM144 131V130H143ZM148 131V130H147ZM232 131H234L233 129H232ZM239 131V130H238ZM79 132V131H78ZM94 132V131H93ZM218 132V131H217ZM225 132V131H224ZM235 132V131H234ZM233 132V133H234ZM84 133V132H83ZM90 133V132H89ZM88 133V134H89ZM99 133V134H98ZM139 133H140V131H139ZM226 134H227V131L225 132ZM243 133V132H242ZM242 133H240V135L242 134ZM247 133L249 134V137H251V139H250V141H246V143L244 142V144H241V143H243V141H241L240 142V140L242 139V138H240V137H236L237 136V134H236V138H238V140H239V142H240V144H239V149L238 148H236V151H237V149H238V151L236 152H234V148H233V150L231 149V151L232 152H230V153H228L229 155H228V157H227V163L229 162V165L227 164L226 166V168L225 167H222L221 166V168H220V166H215L214 164L212 165H210V167L208 168V171H206L205 170V167L202 169L201 167H198V170H197V172H196V167L194 166V163H192V162H194V159L196 160V161H198L199 159L197 158V157H195V158H193V160L191 159V157L189 156V159L191 160V163L193 164H191V163H189V159L187 158V156L185 157V158H187L186 160H187V164H183L182 162L184 161V160H182V157H181V164H183V165H187L188 167L186 168V167H184V169L186 168L187 170L189 169V171H183L182 170V166H181V164H180V166L182 167H180L181 168V170L185 173V172H189V173H191L192 171H195V173H194V175H192V179L191 180H189V182H188V187L190 188L189 189V192L187 193L186 192V194L184 193L186 190H187V186H186V184L184 185L183 183H184V181H183V185L181 184V185H176V183H175V187H172V193L170 194V195H172L173 193H175L176 195H181V194H185L186 195V197H183V198H185L186 200L184 201V202H186L187 204L185 205L186 207H185V210L187 209L188 210V212H186L185 211V214L186 213H188V214H186V215H188V217H185V221H186V223H185V221H184V224H188V228L186 229V230H182L180 233L182 234V233H186V236L184 235V234H179L178 233V231H177V236H179V238L177 239L176 237L174 238V241H175V239H177V240H183L184 241V238H186L185 239V241L184 242H186V243H188V242H193V240L195 241V240H197L195 237H198V238H200L201 237V235L204 237H206V234L204 235V234H201V233H203L202 231H201V233H200V230L202 229V230H204L205 232H207L208 233V231H211V230H216V233H218V227H219V225H220V227H221V225L222 224H224L223 222H225L224 221V218L225 217H223V215H225V214H230L229 212H223V209H220V207L219 206H221V207H223V202L221 203V200H218V199H220V198H216L214 195L215 194H217L218 192H216V191H225L226 193L227 192H229V193H236V194H238V193H240V192H242L243 191V189H244V187H245V185L246 184H248L249 183V185H251V181L253 182H255V185L254 186H256V187H263V189H264V131H260V129H258V130H252V129H249V130H247ZM246 133V134H247ZM252 133H254V135H252ZM84 134H86V133H84ZM92 134V133H91ZM138 134V133H137ZM239 134V133H238ZM246 134H245V136L244 137H248V136H246ZM61 135V134H60ZM70 135V134H69ZM222 135V134H221ZM224 135V134H223ZM232 134H231V136H233ZM23 136V135H22ZM55 136V135H54ZM227 136L228 135H226V138H227ZM57 137V136H56ZM68 137V136H67ZM77 137V136H76ZM88 137V136H87ZM90 137V136H89ZM202 137V136H201ZM229 137V136H228ZM249 137L246 139V140H248L249 139ZM26 138V137H25ZM66 138V137H65ZM70 138V137H69ZM86 138V137H85ZM159 138V137H158ZM222 138V137H221ZM24 139V138H23ZM89 139V138H88ZM141 139V138H140ZM183 139V138H182ZM224 139V138H223ZM223 139H221V140H223ZM230 139V138H229ZM18 140V139H17ZM68 139H66V141H67ZM235 139H233V142H235V141H237L238 142V140L236 139L235 141H234ZM243 140H245V139H243ZM16 141V140H15ZM20 141V140H19ZM60 141H62V139L60 140ZM77 141V140H76ZM160 141V140H159ZM46 142V141H45ZM50 142V141H49ZM78 142V141H77ZM83 142V141H82ZM153 142V141H152ZM183 142V141H182ZM229 143H230V141H228ZM232 142V141H231ZM63 143H65V142H63ZM84 143V142H83ZM82 143V144H83ZM184 143V142H183ZM182 143V144H183ZM228 143V144H229ZM18 144V143H17ZM87 144V143H86ZM156 144V143H155ZM216 144V143H215ZM219 144H221V142L219 143ZM226 144V143H225ZM233 144H235V143H233ZM237 144V145H238ZM20 145V144H19ZM52 145H54V144H52ZM63 145V144H62ZM73 145V144H72ZM89 145H90V143H89ZM162 145V144H161ZM212 145V144H211ZM236 145V144H235ZM236 145V147H238ZM165 146V145H164ZM224 146V145H223ZM231 146V145H230ZM234 146V145H233ZM89 147V146H88ZM160 147V146H159ZM167 147V146H166ZM225 147V146H224ZM224 147L222 148L221 147V149L222 150H224ZM157 148V147H156ZM227 149H228V147H226ZM225 148V149H226ZM84 149V148H83ZM159 149V148H158ZM220 149V150H221ZM80 150V149H79ZM79 150H77V151H79ZM82 150V149H81ZM184 150V149H183ZM202 150V149H201ZM212 150V149H211ZM214 150V149H213ZM58 151V150H57ZM62 151V150H61ZM180 151V150H179ZM72 152V151H71ZM74 152V151H73ZM80 152V151H79ZM210 152V151H209ZM215 152H217V151H215ZM234 152V153H233ZM63 153V152H62ZM77 153V152H76ZM154 153H156V152H154ZM185 153V152H184ZM197 153V152H196ZM200 153V152H199ZM217 153H220V151L218 150V152ZM222 153L224 154L225 152H223L222 151ZM226 153H227V150H226ZM225 153V154H226ZM236 153V154H235ZM57 154V153H56ZM176 154H178V152L176 153ZM206 154V153H205ZM216 154V153H215ZM21 155V154H20ZM24 155H26V154H24ZM61 155V154H60ZM79 155V154H78ZM81 155V154H80ZM160 155H161V153H160ZM160 155H158L157 157L154 155V157H156V158H154L153 156H150V162H153L152 164H156V161L158 160V159H162L163 157L162 156H160ZM168 155V154H167ZM172 155V154H171ZM181 155V154H180ZM186 155V154H185ZM184 155V156H185ZM190 155V154H189ZM14 156V155H13ZM192 156H193V154H192ZM203 156V155H202ZM219 156V155H218ZM78 157V156H77ZM81 157V156H80ZM79 157V158H80ZM162 157V158H161ZM201 157V156H200ZM211 157V156H210ZM220 157V156H219ZM225 157V156H224ZM223 157V158H224ZM168 158V157H167ZM170 158V157H169ZM206 158V157H205ZM75 159V158H74ZM82 159H83V157H81V162H83L82 161ZM146 159V160H147ZM171 159V158H170ZM174 159V157L172 156V160H171V163H175V161L178 159V157H176L175 158V160H173ZM212 159H213V157H212ZM70 160V159H69ZM68 160V161H69ZM79 160V161H80ZM163 160V159H162ZM179 160V159H178ZM179 160V161H180ZM209 160V159H208ZM207 160V161H208ZM213 160H215V159H213ZM169 161V160H168ZM178 161V162H179ZM195 161V162H196ZM209 161H211V160H209ZM77 162H78V159H77ZM99 162H102V163H99ZM148 162V161H147ZM164 162V161H163ZM177 162V161H176ZM199 162V161H198ZM223 162V161H222ZM80 163V162H79ZM105 163H104V165H105ZM145 163V162H144ZM170 163V164H171ZM185 163V162H184ZM217 163V162H216ZM224 163H225V160H224ZM223 163V164H224ZM77 164V163H76ZM118 164V163H117ZM159 164V166L161 167V165H160V163H158ZM176 164V163H175ZM174 164V165H175ZM179 164L177 165V168L179 167ZM209 164H210V162H209ZM103 165V166H104ZM115 165V164H114ZM157 165V164H156ZM164 165V167H166L165 165H167V162H166V164L164 163L163 164ZM195 165H197V163H195ZM225 165V164H224ZM75 166V165H74ZM102 166V165H101ZM107 166V165H106ZM105 166V167H106ZM145 166H146V164H145ZM199 166H202V165H199ZM207 166V165H206ZM76 167H77V165H76ZM79 167V166H78ZM81 167V166H80ZM83 167V166H82ZM104 167V168H105ZM114 167V166H113ZM116 167V166H115ZM150 167H151V165H150ZM154 167V166H153ZM168 167H173V166H171V165H169V166H167L166 168L168 169ZM218 167L220 168V169H218ZM1 168V167H0ZM75 168V167H74ZM117 168H118V166H117ZM155 168H156V166H155ZM155 168H153V169H155ZM159 168V167H158ZM158 168L157 169H155L156 171L158 170ZM174 169H176L175 168V166L173 167ZM180 168H178L179 170H180ZM71 169H73V168H71ZM79 169V168H78ZM83 169V168H82ZM152 169V168H151ZM150 168H149V170H151ZM163 169V168H162ZM161 169V170H162ZM69 170V169H68ZM74 170V169H73ZM72 170V171H73ZM105 170V169H104ZM103 170V171H104ZM107 170H109V169H107ZM160 170V169H159ZM164 171H165V169H163ZM180 170V171H181ZM75 171V170H74ZM73 171V172H74ZM76 171H78V170H76ZM75 171V172H76ZM101 171V172H100ZM171 171V170H170ZM178 171V170H177ZM69 172V171H68ZM106 172V171H105ZM155 172V171H154ZM167 172V171H166ZM173 172V171H172ZM109 173V172H108ZM151 174H152V172H150ZM164 173V172H163ZM82 174H84V173H81V174H78L79 175V177H80V175H82ZM161 175H162V173H160ZM173 174V173H172ZM70 175V174H69ZM107 175V174H106ZM155 175V174H154ZM157 175H159V173L157 174ZM174 175V174H173ZM188 175H190V174H188ZM15 176V175H14ZM75 176H77V175H75ZM85 176H83V177H85ZM147 177H148V175H146ZM151 176V175H150ZM156 176V175H155ZM160 176V175H159ZM159 176L157 177V178H159ZM170 176V175H169ZM21 177V176H20ZM33 177V176H32ZM73 177V176H72ZM135 177V178H134ZM146 177V178H147ZM165 177H167V176H165ZM185 177V176H184ZM38 178V177H37ZM69 178V177H68ZM134 178V179H133ZM144 178V177H143ZM146 178H144V179H146ZM152 178H155V177H152ZM169 178V177H168ZM168 178H167V180H168ZM25 179V178H24ZM84 179V178H83ZM148 179V178H147ZM163 178H161V180H162ZM176 179V178H175ZM182 179V178H181ZM185 179H187V176H186V178H184V180ZM188 179H190V178H188ZM18 180V179H17ZM80 180V179H79ZM81 180H82V178H81ZM129 180V181H130ZM135 180V181H134ZM138 180H140V179H138ZM137 180V182H139ZM151 180V179H150ZM153 180V179H152ZM166 180V181H167ZM78 181V180H77ZM84 181H86V180H83V183H87V181L86 182H84ZM126 181V180H125ZM128 181V180H127ZM145 181V180H144ZM158 181V180H157ZM159 181H160V179H159ZM170 181V180H169ZM174 181V180H173ZM182 181V180H181ZM15 182V181H14ZM19 182V181H18ZM89 182V183H90ZM132 182H131V185H132ZM163 182H164V180H163ZM162 182V183H163ZM25 183V182H24ZM75 183H77L76 182V180H75ZM129 183V182H128ZM156 183V182H155ZM171 183V182H170ZM181 183V182H180ZM20 184H21V182H20ZM28 184V183H27ZM80 184V183H79ZM82 184V183H81ZM151 184V183H150ZM153 182H152V186H153ZM165 184V183H164ZM164 184H163V186H164ZM172 184H173V182H172ZM14 185V184H13ZM23 185V184H22ZM76 185V184H75ZM17 186V185H16ZM167 186V185H166ZM14 187V186H13ZM75 187V189H76V186H74ZM74 187H72L73 189H74ZM78 187V186H77ZM81 186H79V188H80ZM125 187V186H124ZM156 187H158L157 185H156ZM159 187H161L160 185H159ZM28 188V187H27ZM68 188V187H67ZM66 188V189H67ZM83 188V187H82ZM82 188H80V189H82ZM126 188V187H125ZM165 188V187H164ZM247 188H248V186H247ZM1 189V188H0ZM4 189V188H3ZM80 189H79V191H80ZM85 189H86V186H85ZM85 189H83V190H85ZM87 189H88V187H87ZM99 189H103L104 191H100ZM127 189V188H126ZM126 189H125V191H126ZM134 189V188H133ZM149 189V188H148ZM159 189H161V188H159ZM12 190H14V189H12ZM17 190V189H16ZM77 190V189H76ZM83 190H81L82 191V193H84L83 192ZM129 190H130V188H129ZM11 191V190H10ZM54 191H55V189H54ZM78 191V190H77ZM78 191V192H79ZM131 191V190H130ZM154 191V190H153ZM160 191H162L163 192V190L161 189ZM167 191V190H166ZM171 191V190H170ZM188 191V190H187ZM104 192H105V194H104ZM157 192V191H156ZM169 191H167V193H168ZM263 192V191H262ZM11 193V192H10ZM77 193V192H76ZM81 193V192H80ZM102 193H103V195H102ZM160 193V192H159ZM3 194V193H2ZM154 194V193H153ZM163 194V193H162ZM166 194V193H165ZM261 194V193H260ZM1 195V194H0ZM4 195V194H3ZM81 195V194H80ZM83 195H85V193L83 194ZM92 195V196H91ZM123 195H124V193H123ZM152 195V194H151ZM164 195V194H163ZM176 195H175V197H176ZM256 195V194H255ZM254 195V196H255ZM5 196V195H4ZM8 196V195H7ZM88 196V197H89ZM160 196V199H161V197H162V195H159ZM166 196H168L167 194H166ZM165 196V197H166ZM217 199V201L216 202H220L219 204L220 205H216V202H212V198H214V197ZM223 196V195H222ZM258 196V195H257ZM1 197H3V196H1ZM17 197V196H16ZM81 197V196H80ZM87 197V198H88ZM90 197H89V199H90ZM126 197V196H125ZM158 197V196H157ZM164 197V196H163ZM170 197V196H169ZM172 197H174V196H172ZM174 197V198H175ZM210 197H212V198H210ZM221 197V196H220ZM7 198V197H6ZM75 198V197H74ZM86 198V197H85ZM121 198H122V195H121ZM124 198V197H123ZM168 198V197H167ZM259 198H260V196H259ZM262 198V197H261ZM2 200H4L5 199V197H3V198H1ZM8 199V198H7ZM10 199V198H9ZM83 198H81V200H82ZM92 199H94V197L92 198ZM96 199V198H95ZM153 199H154V197H153ZM152 199V200H153ZM159 199V198H158ZM158 199H156V201L158 200ZM173 199V198H172ZM1 200V201H2ZM63 200V199H62ZM79 200V199H78ZM80 200V201H81ZM86 200V199H85ZM118 200V199H117ZM162 200V199H161ZM160 200V201H161ZM164 200H166V198H164ZM163 200V201H164ZM168 200V202L171 200H169V199H167ZM166 200V201H167ZM177 200V201H176ZM175 200V202L174 203H180V205L182 206V202L183 201H181L180 202V200H178V199H176ZM181 200H182V198H181ZM83 201V200H82ZM90 201H91V199H90ZM102 201H104V202H102ZM124 201V200H123ZM155 201V200H154ZM153 201V202H154ZM172 201H174V200H172ZM171 201V202H172ZM179 201V202H178ZM13 202V201H12ZM86 202V201H85ZM88 202V201H87ZM93 202V201H92ZM159 202V201H158ZM162 202V201H161ZM7 203V202H6ZM53 203H55V202H53ZM148 203H151V202H148ZM148 203H147V205H148ZM160 203V202H159ZM163 203V202H162ZM165 203H167V202H164V204ZM182 203V204H181ZM257 203V202H256ZM261 203V202H260ZM9 204V203H8ZM17 204V203H16ZM15 204V205H16ZM57 204V203H56ZM87 204V203H86ZM95 204V203H94ZM173 204V202L171 203V205ZM263 204V203H262ZM262 204H261V206H260V204H259V207H262ZM61 205H63V204H61ZM109 205V204H108ZM152 205V204H151ZM150 205V206H151ZM168 205V204H167ZM174 205V204H173ZM176 205V204H175ZM180 205H176L177 207H176V209L180 206ZM225 205V204H224ZM2 206V205H1ZM5 206V205H4ZM32 206V205H31ZM65 206V205H64ZM69 206H70V204H69ZM90 206V205H89ZM95 206V205H94ZM154 207H155V205H153ZM243 206V205H242ZM247 206V205H246ZM251 206V205H250ZM250 206H248V208H250ZM254 206V205H253ZM263 206H264V204H263ZM13 207V206H12ZM37 207V206H36ZM71 207V206H70ZM159 207V206H158ZM183 207V206H182ZM229 207V206H228ZM234 207V206H233ZM245 207V206H244ZM252 207V206H251ZM256 207V206H255ZM259 207H257V209L259 208ZM3 208V207H2ZM8 208V207H7ZM63 208V207H62ZM72 208V207H71ZM78 208V207H77ZM89 208V207H88ZM94 208V209H95ZM112 208V207H111ZM171 208H172V206H171ZM175 208V207H174ZM179 208H181V207H179ZM178 208V209H179ZM184 208V207H183ZM223 208H225L226 209V207H223ZM236 208V207H235ZM238 208H240V207H238ZM242 208V207H241ZM254 208V207H253ZM252 208V210L251 211H254V210H256V209H253ZM10 209H11V207H10ZM9 209V210H10ZM19 209V208H18ZM91 209V208H90ZM113 209V208H112ZM115 209V208H114ZM159 209V208H158ZM177 209V210H178ZM23 210V209H22ZM54 210V209H53ZM91 210H93V209H91ZM184 210V209H183ZM227 210V209H226ZM226 210H224V211H226ZM237 210V209H236ZM235 210V211H236ZM245 210V209H244ZM249 210V209H248ZM260 210V209H259ZM264 210V209H263ZM20 211V210H19ZM24 211V210H23ZM49 211V210H48ZM57 211V210H56ZM114 211V210H113ZM173 211V210H172ZM179 211H180V209H179ZM178 211V212H179ZM228 211H229V209H228ZM234 211V210H233ZM242 212H243V210H241ZM240 211V212H241ZM250 211V210H249ZM250 211V212H251ZM258 211V210H257ZM3 212H5V211H3ZM95 212V211H94ZM138 212V211H137ZM145 212V211H144ZM175 212H177V211H175ZM178 212H177V214H178ZM182 212V211H181ZM184 212V211H183ZM183 212H182V215H183ZM239 212V211H238ZM244 212H247V211H244ZM258 212H263L262 210H260V211H258ZM145 213H147V212H145ZM225 213V214H224ZM232 213V212H231ZM49 214V213H48ZM54 214V213H53ZM116 214V213H115ZM172 214V213H171ZM177 214H173V217H174V215H176L175 217H177ZM228 214H227V216H228ZM238 214V213H237ZM258 214V213H257ZM256 214V215H257ZM113 215H114V213H113ZM132 215V214H131ZM169 215V214H168ZM179 215V214H178ZM182 215H181V213H180V217L182 218ZM241 215V214H240ZM240 215H238V216H240ZM243 215V214H242ZM247 215H248V213H247ZM250 216H251V214H249ZM254 215V214H253ZM260 215L262 216L263 214H261L260 213ZM28 216V215H27ZM122 216V215H121ZM120 216V217H121ZM127 216V215H126ZM125 216V217H126ZM135 216V215H134ZM133 216V217H134ZM145 216V215H144ZM178 216V217H179ZM232 216H235V214L233 215H231V218H232ZM244 217H245V215H243ZM36 217V216H35ZM92 217H94V215L92 216ZM124 217V216H123ZM129 217V216H128ZM142 217V216H141ZM179 217V218H180ZM219 217H221L220 219H219ZM230 216H228L227 217V219L229 218ZM254 217V216H253ZM257 217V216H256ZM259 217V216H258ZM257 217V218H258ZM5 218V217H4ZM78 218V217H77ZM96 218H98V217H96ZM103 218V217H102ZM107 217H105V219H106ZM117 218V217H116ZM119 218V217H118ZM135 218V217H134ZM134 218H130L129 219V221H131L132 219L133 220H135ZM140 218V217H139ZM138 218V219H139ZM172 218V217H171ZM180 218V219H181ZM235 218V217H234ZM242 218V217H241ZM251 218V217H250ZM263 219L262 217H259V219ZM25 219H28V218H26L25 217ZM30 219V218H29ZM83 219V218H82ZM81 219V220H82ZM112 219H114V218H112ZM112 219H110V220H112ZM125 219V218H124ZM128 218L126 217V220H127ZM143 219V218H142ZM179 219V220H180ZM184 219V218H183ZM235 219H237V217L235 218ZM252 219V218H251ZM41 220V219H40ZM94 220V219H93ZM96 220V219H95ZM115 220V219H114ZM118 220H120V218L118 219ZM125 220V221H126ZM223 221L222 222V224H218V222L217 221ZM231 220V219H230ZM99 221H103V219L102 220H99ZM108 221V220H107ZM129 221H128V223H129ZM174 221V220H173ZM176 221V220H175ZM181 221V220H180ZM221 221H220V223H221ZM232 221V220H231ZM254 221V223L257 221V219H254L253 220ZM261 221V220H260ZM34 222V221H33ZM44 222V221H43ZM68 222V221H67ZM86 222V221H85ZM116 222V221H115ZM114 222V223H115ZM132 222H134V221H132ZM137 222H138V220H137ZM136 222V223H137ZM177 222V221H176ZM238 222V221H237ZM237 222H234V223H237ZM249 222H251V220L249 221ZM262 222H264V220H262ZM262 222H260V224H262V226H264V224L262 223ZM79 223V222H78ZM86 223H88V222H86ZM96 223L98 224V221L96 220ZM104 223V222H103ZM108 223H110V221L108 222ZM107 223V224H108ZM118 223H119V221H118ZM121 223H123V221H121ZM121 223H120V225H121ZM228 223V222H227ZM232 223V222H231ZM254 223H251L252 224V227H254L255 228V224ZM53 224V223H52ZM102 224V223H101ZM106 224V223H105ZM131 224H133V223H131ZM135 224V223H134ZM133 224V225H134ZM173 224V223H172ZM171 224V225H172ZM177 224V223H176ZM248 224H250V223H248ZM253 224H254V226H253ZM257 224H258V222H257ZM260 224H259V226H260ZM9 225V224H8ZM48 225V224H47ZM91 225V224H90ZM93 225V224H92ZM103 225V224H102ZM123 225V224H122ZM130 225V224H129ZM168 225V224H167ZM178 225H179V223H178ZM228 225V224H227ZM226 225V226H227ZM83 226H84V224H83ZM88 226V225H87ZM115 226V225H114ZM128 226V225H127ZM170 226V225H169ZM173 226V225H172ZM183 226V225H182ZM262 226H260L259 228H264V227H262ZM49 227V226H48ZM51 227V226H50ZM63 227V226H62ZM100 227V226H99ZM105 227V226H104ZM130 227V226H129ZM168 227V226H167ZM179 227H181V225L180 226H178V228ZM184 227V226H183ZM245 227V226H244ZM249 227H251V226H249ZM248 228V227H247ZM256 228H257V225H256ZM255 228V229H256ZM259 228H258V232L259 231H261V229L259 230ZM167 229V228H166ZM169 229V228H168ZM171 229V231H173L172 229L173 228H170ZM169 229V230H170ZM175 229V228H174ZM183 229H185V227L183 228ZM222 229V228H221ZM242 229V228H241ZM244 229H246V227L244 228ZM177 230V229H176ZM181 230V229H180ZM238 230V229H237ZM4 231V230H3ZM114 231V230H113ZM116 231V230H115ZM140 231V230H139ZM146 231V230H145ZM164 231V230H163ZM162 231V232H163ZM167 231V230H166ZM223 231V230H222ZM228 231V230H227ZM227 231H226V233H227ZM242 231H243V229H242ZM245 231V230H244ZM255 231V230H254ZM263 231H264V229H263ZM38 232V231H37ZM93 232V231H92ZM96 232V231H95ZM94 232V233H95ZM140 232H143V231H140ZM165 232V231H164ZM197 232H199L198 234V236L196 235V233ZM247 232H251L250 230H247ZM5 233V232H4ZM154 233H156V232H154ZM158 233V232H157ZM170 233V232H169ZM210 233H213V232H210ZM238 233V232H237ZM236 233V234H237ZM241 233V232H240ZM141 234V233H140ZM173 234H175L176 235V231L174 232V233H172V235ZM215 234V233H214ZM223 234H224V232H223ZM222 234V235H223ZM230 234V233H229ZM235 234V233H234ZM248 234V233H247ZM246 233L244 234L243 233V235H247ZM250 234V233H249ZM255 234V233H254ZM253 234V235H254ZM257 234V233H256ZM142 235V234H141ZM180 235H181V237H180ZM216 235V234H215ZM215 235H213V234H209V236H212V237H210V239L211 238H213V236H215ZM226 235H228V234H225V236ZM251 236H252V234H250ZM263 236V238L261 237V236ZM136 236V235H135ZM183 236H184V238H183ZM230 236V235H229ZM241 236V235H240ZM257 236H260L261 238H259L258 237V239L260 240L258 243H262L263 242V244H264V233L263 234H260V232L258 233V235ZM38 237V236H37ZM36 236L34 237L35 238V240H36V238H37ZM60 237V236H59ZM144 237V236H143ZM167 237V236H166ZM235 237V235L233 236V238ZM247 237H248V235H247ZM247 237H243V239L245 238V239H247ZM5 238H7V237H5ZM140 238V237H139ZM159 238V237H158ZM187 238H189L190 239V241H188L189 239H187ZM195 238V239H194ZM208 238V237H207ZM216 238H218V237H216ZM224 238V237H223ZM226 238H228V237H226ZM240 238V240H243V239H241V237H239ZM249 238V237H248ZM28 239V238H27ZM40 239V238H39ZM149 239V238H148ZM160 239V238H159ZM164 239H165V237H164ZM167 239L168 238H166V241H167ZM173 239V238H172ZM200 239H202V238H200ZM206 238H204V240H205ZM230 239H231V237H230ZM229 239V240H230ZM257 238L256 239H254V237L253 238H250V240H258ZM144 240V239H143ZM161 240H162V238H161ZM160 240V241H161ZM169 240V239H168ZM187 240V241H186ZM192 240V241H191ZM208 240V239H207ZM220 240H221V237H220ZM232 240V239H231ZM248 241H249V239H247ZM210 241V240H209ZM213 241V240H212ZM228 241V240H227ZM235 241H237V240H234V242ZM37 242V241H36ZM164 242V241H163ZM196 242V241H195ZM194 242V243H195ZM201 242H203V240L201 241ZM208 242V241H207ZM222 242V241H221ZM232 242V241H231ZM254 243H255V241H253ZM1 243V242H0ZM91 243V242H90ZM172 243V242H171ZM175 243H178L179 244V242H176L175 241ZM181 243H183V242H181ZM197 243H198V241H197ZM200 243V242H199ZM205 243H206V241H205ZM209 243V242H208ZM218 243V242H217ZM236 243H238V241L236 242ZM249 243H252L251 241L249 242ZM257 243V242H256ZM257 243V244H258ZM33 244V243H32ZM146 244V243H145ZM184 244V243H183ZM225 244H226V242H225ZM229 244V243H228ZM242 244H244V242L242 243ZM10 245V244H9ZM46 245V244H45ZM149 245V244H148ZM147 245V246H148ZM176 245V244H175ZM194 245V244H193ZM219 245H221V243L219 244ZM224 245V244H223ZM241 244H239V246H240ZM245 245H246V243H245ZM245 245H243V246H245ZM20 246V245H19ZM155 246V245H154ZM168 247H169V244L167 245ZM186 246V245H185ZM247 246H249L248 244H247ZM253 246H254V248L256 247L254 244H253ZM252 246V247H253ZM259 246V245H258ZM11 247V246H10ZM20 247H22V246H20ZM164 248H165V246H163ZM19 248V247H18ZM175 248H176V246H175ZM182 248V247H181ZM243 248V247H242ZM264 248V247H263ZM64 249V248H63ZM123 249V248H122ZM171 249V248H170ZM178 249V248H177ZM32 250V249H31ZM54 250V249H53ZM62 250V249H61ZM155 250V249H154ZM249 251H251L250 249H248ZM256 250V253H258V251H257V249H255ZM21 251V250H20ZM60 250H58L57 252H59ZM182 251H183V249H182ZM262 251V249H260V251H259V253H258V255H260L261 252ZM11 252V251H10ZM67 252H69V251H67ZM140 252V251H139ZM164 252V251H163ZM252 252H253V249H252ZM255 252V251H254ZM22 253V252H21ZM70 253V252H69ZM165 253V252H164ZM255 253V254H256ZM160 254H162V253H160ZM249 254V253H248ZM253 254V253H252ZM263 255H264V250H263V253H262ZM21 255V254H20ZM156 255V254H155ZM257 255V254H256ZM255 255V256H256ZM10 256V255H9ZM12 256V255H11ZM19 256V255H18ZM3 257V256H2ZM15 257H17V256H15ZM24 257V256H23ZM157 257H159V256H157ZM261 257H262V255H261ZM9 258V257H8ZM14 258V257H13ZM20 258V257H19ZM161 258V257H160ZM60 259H62V258H60ZM89 259V258H88ZM155 259V258H154ZM165 259V258H164ZM24 260V259H23ZM90 260V259H89ZM260 260V259H259ZM14 261V260H13ZM25 261V260H24ZM53 261V260H52ZM71 261V260H70ZM254 261H255V259H254ZM261 261V260H260ZM259 261V262H260ZM252 262V261H251ZM4 263H5V261H4ZM13 263V262H12ZM147 263V262H146ZM258 263V262H257Z\"/></svg>",
    "mask_w": 264,
    "mask_h": 264
}]
</instances>
